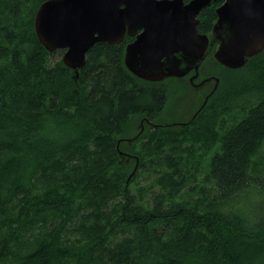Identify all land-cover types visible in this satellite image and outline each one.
<instances>
[{
  "label": "trees",
  "instance_id": "trees-1",
  "mask_svg": "<svg viewBox=\"0 0 264 264\" xmlns=\"http://www.w3.org/2000/svg\"><path fill=\"white\" fill-rule=\"evenodd\" d=\"M45 1L0 0V264H264V50L229 70L214 41L203 109L137 136L191 86L135 77L128 36L96 43L75 77L36 35ZM221 3L198 17L210 40ZM118 151L138 159L129 181Z\"/></svg>",
  "mask_w": 264,
  "mask_h": 264
},
{
  "label": "water",
  "instance_id": "water-1",
  "mask_svg": "<svg viewBox=\"0 0 264 264\" xmlns=\"http://www.w3.org/2000/svg\"><path fill=\"white\" fill-rule=\"evenodd\" d=\"M217 1L222 3L215 10L210 40L198 33V17ZM34 28L49 53L63 51L62 63L75 77L96 43L118 45L128 36L133 40L125 49L126 69L141 80L161 82L183 78L191 70L199 73L214 41L218 45L214 60L229 70L242 68L260 54L264 50V0H46L35 14ZM207 81H214V86L189 122L158 125L189 124L218 87L217 77ZM142 132L141 128L137 136ZM122 141L131 143L133 139ZM133 158L135 166L128 181L138 166V159Z\"/></svg>",
  "mask_w": 264,
  "mask_h": 264
},
{
  "label": "rangeland",
  "instance_id": "rangeland-1",
  "mask_svg": "<svg viewBox=\"0 0 264 264\" xmlns=\"http://www.w3.org/2000/svg\"><path fill=\"white\" fill-rule=\"evenodd\" d=\"M217 46L218 45H216V47ZM181 83H185L186 86V82H181ZM201 92H202L201 90H199V92H196L195 90L191 92L190 90L189 94H187L186 89L185 91L181 89L180 93L175 91V95L170 99L169 103L167 104L165 113L161 115V118H159L160 123L158 124L164 125V123H167V121H171L173 119L175 120L177 119L173 123H183L182 121L184 119L190 120L192 115H194L195 112L201 106ZM198 93L200 94L198 95ZM188 110L189 113L188 114L185 113ZM139 126L140 129L142 128L143 130L144 127L145 128L149 127V125H143L142 120H140ZM125 158L127 159L128 157ZM132 160L133 159L130 157L129 160L125 161V163L129 165V168H132L133 166V164L131 163ZM262 199L263 196H260L257 192H255L249 198H247L248 212L252 213L254 217H258L257 215H259V204L261 202L260 200Z\"/></svg>",
  "mask_w": 264,
  "mask_h": 264
},
{
  "label": "flooded vegetation",
  "instance_id": "flooded-vegetation-1",
  "mask_svg": "<svg viewBox=\"0 0 264 264\" xmlns=\"http://www.w3.org/2000/svg\"><path fill=\"white\" fill-rule=\"evenodd\" d=\"M211 76H201L199 73H195L194 70H191L186 76H184L183 78H180L178 80H181V82H187L191 88L193 90H195L196 92H199V90L201 91H205L203 93V97H202V101L201 104L203 103L204 99L206 98V96L211 92L213 86H214V81H207ZM183 85H185V83H182ZM189 92H187L188 94ZM208 101V100H207ZM185 113H189V110L186 111ZM193 116V115H192ZM184 119L182 122L183 123H187L189 122V120ZM186 121V122H184ZM147 125H149V129H156L157 127H161V125H158V123L154 122V121H146ZM179 124V123H178ZM182 124V123H181ZM133 158V157H131ZM134 160V158H133Z\"/></svg>",
  "mask_w": 264,
  "mask_h": 264
}]
</instances>
